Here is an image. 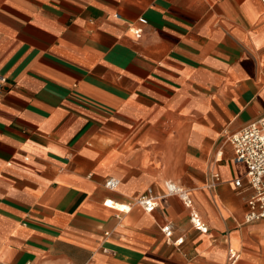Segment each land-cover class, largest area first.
Segmentation results:
<instances>
[{
	"label": "crops",
	"instance_id": "1",
	"mask_svg": "<svg viewBox=\"0 0 264 264\" xmlns=\"http://www.w3.org/2000/svg\"><path fill=\"white\" fill-rule=\"evenodd\" d=\"M0 77V264H264V0H0Z\"/></svg>",
	"mask_w": 264,
	"mask_h": 264
},
{
	"label": "built area",
	"instance_id": "2",
	"mask_svg": "<svg viewBox=\"0 0 264 264\" xmlns=\"http://www.w3.org/2000/svg\"><path fill=\"white\" fill-rule=\"evenodd\" d=\"M142 23H146L145 18L139 19ZM135 34L139 37L141 29H136ZM6 81L5 77H0V89ZM235 151V159L237 162L244 163L247 167V182L253 192L248 200V212L246 221L253 222L264 219V116L249 123L241 130L233 133L230 138ZM242 180L236 179L235 184L241 186ZM105 185L109 189H116L119 185L118 179H108ZM168 193L179 195L186 204H191V200L186 191L181 187L169 183L167 185ZM135 203L142 207L145 211L151 212L157 206V196L152 189H148L144 194L140 195ZM130 206L126 205L120 208L121 211H129ZM199 229L207 231V227L202 225L197 219L194 220ZM162 231L168 238H171L173 230L171 225H165ZM183 239H178L175 243H182Z\"/></svg>",
	"mask_w": 264,
	"mask_h": 264
},
{
	"label": "bare ground",
	"instance_id": "3",
	"mask_svg": "<svg viewBox=\"0 0 264 264\" xmlns=\"http://www.w3.org/2000/svg\"><path fill=\"white\" fill-rule=\"evenodd\" d=\"M110 205H115L118 208H122V204H115L113 201H108Z\"/></svg>",
	"mask_w": 264,
	"mask_h": 264
}]
</instances>
